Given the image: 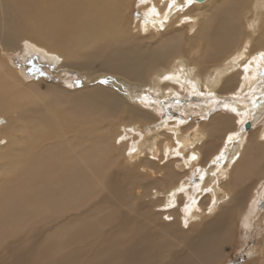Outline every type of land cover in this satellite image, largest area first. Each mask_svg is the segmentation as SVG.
<instances>
[{"label": "bare ground", "instance_id": "1", "mask_svg": "<svg viewBox=\"0 0 264 264\" xmlns=\"http://www.w3.org/2000/svg\"><path fill=\"white\" fill-rule=\"evenodd\" d=\"M149 1L135 21L134 0H0V115L8 116H0V264H218L241 231L262 229L264 129L243 133V144L221 145L237 130L231 115L213 111L207 121L176 127L182 157L161 163L176 142L159 131L166 119L153 114L156 105L145 107L139 97L175 100L185 90L224 97L242 82V93L262 89L264 80L242 81V64L232 61L264 51V0L197 1L172 11L163 28L166 0ZM153 4L159 17L149 12ZM185 16L192 22L183 25ZM36 48L60 67L97 62V76L109 82L39 92L4 57ZM173 73L178 83L162 80ZM261 95L246 99L251 126L263 114L262 103L252 108ZM211 105L205 98L187 111L209 113ZM238 110L245 111L241 103ZM130 128L149 136L130 147L117 143ZM221 146L227 155L212 165ZM131 147L137 152L130 156ZM193 147L201 159L185 167L183 154ZM193 165L199 176L207 173L204 180L180 182ZM214 182V192L197 191ZM181 185L183 193L169 195ZM213 195L218 203L209 214ZM255 246L244 264H264V231Z\"/></svg>", "mask_w": 264, "mask_h": 264}, {"label": "rangeland", "instance_id": "2", "mask_svg": "<svg viewBox=\"0 0 264 264\" xmlns=\"http://www.w3.org/2000/svg\"><path fill=\"white\" fill-rule=\"evenodd\" d=\"M137 3H138V0H134V3L132 5V13H130L132 20H135V21H138L140 19L138 16L142 17L144 10L149 5V3H148V5L146 4V5L137 6L138 5ZM184 24H187V23H184ZM17 53H19V54H17ZM4 57L11 65L14 66V68H16V70H18L19 75H21L19 77L22 79V81L24 83H26V84L30 83L32 88H34V86H35V89H37L39 92H42V93H46V92L52 91V90L59 91V88H62V87L69 89V90L76 91L77 89L79 90V88L81 89L85 86L92 87L96 84L101 85L102 82L103 83L105 82V84H106V82H109V81H105L106 80L105 77H103V80L101 81V78H99L97 76V74H99V73L95 72V70L97 71L99 69V65L97 62L94 63L92 66L84 67L83 70L82 69L78 70L76 68L74 69L73 67H67V66L60 67V66H58V63L60 62L58 60V58L55 61V59H52V56L46 55L40 49H37V48L35 50L33 49V51L31 53H28L26 51V49H25V51H23V50H21V51H18V50L8 51V52H6V56H4ZM24 79H25V81L26 80L27 81L25 82ZM177 85H180V84H177ZM261 91H262V89L257 88L256 91L253 93L252 88H251L247 93L244 92L243 94H247L246 99H249V97H252L254 95H259L261 93ZM203 92H205V91H203ZM231 92L232 91L226 92L227 94L225 93V96L227 95L226 98H228L229 101L231 100ZM205 93H207V91ZM147 94L150 97V99H153V101H155V105H156L157 109L155 108L156 113H153V114H156V116L159 118L160 121L165 120V119L168 121V123H166L165 126L162 127V129L160 128L159 131L165 132V135H167L168 137L172 136L171 139H172L173 143H175L176 139H177V132L175 131L176 130L175 128L177 126L175 125L174 120L169 119L170 117H173V116L174 117H183L184 119H186L188 121L193 120L194 123L200 121V123H201L202 121H207L209 119V115L211 113H213V111H209V113L208 112L205 113L206 111H204V110H201V111L195 110V109L191 110L190 108H189L190 110L187 111V105L192 106V107L194 105L199 106L206 98V96H199V95H195V97H194V95L189 90H185L181 93V95H179L180 100L178 98H175V100L161 99L158 95H156L157 97H153L154 93H151V92H150V94L146 92V95ZM216 96H217V98L222 97L219 95H216ZM130 97L132 98V100L135 98V96L132 93H130ZM260 97L257 96V98H256L257 106L260 103H262L264 105V100H261ZM246 99H241L239 101V104L241 103V105H243L244 110L247 106V100ZM163 101H165V102H163ZM263 105H262L263 114L260 117V119L257 120L256 123L254 124L257 127L254 128L251 125H250V128H248V129H246L244 127L245 128L244 133H245L246 137H248L249 135H252L253 132L260 131L261 129H264V106ZM160 107H162V108H160ZM211 107H212V105L209 107V109ZM182 108L184 110H181ZM215 111H219V112L221 111V112L226 113L222 108H217ZM161 113H164L165 115L162 116ZM227 114L231 115V117H229V118L232 121L231 124H232V126H234V129L239 131V125L235 124V121L237 119L239 120V119H241V118L243 119L245 117H235V114H232V113H227ZM201 115H206V119L200 120L198 117ZM0 116L8 118L7 114L0 115ZM12 117L14 118V115ZM193 117H196V118H193ZM166 120H165V122H167ZM248 120L251 121L250 119H248ZM170 127L172 128V130ZM165 128H167L171 132L167 131V129H165ZM142 135L143 134L141 133V131L137 129L133 132L123 131V134L120 137L126 136L128 140L126 139V140H124V142H128L129 143L128 147H130L134 141L135 142L141 141L142 139L144 140L145 137L149 136V135H147V136L143 135L144 136L143 137ZM118 140H120V138H118ZM225 141H226L225 138L222 139L221 145L222 144L226 145ZM224 147L225 146H223L222 149H224ZM119 167H121V166H119ZM196 168H197V166L195 167L193 165V167L189 170H182L181 173H179V175H181V174L183 175L180 182L187 180L192 185H195L199 182H202L203 180L200 179V176L198 175V170ZM246 181H248V180H246ZM185 199H187V196H185ZM260 201H264V197H261ZM257 208H258L257 211H259V212L264 211V207H261L259 204H258ZM262 229H260V230H259V228L253 229V232H251L249 234H245L241 231L240 235L238 236V239L235 241L234 244H225L224 248L220 250V256H219L220 262H218V264H244L250 258L255 257L257 255L254 252L257 250L255 244L258 241V237H259L260 233L264 231V220H263ZM250 253H252V254H250Z\"/></svg>", "mask_w": 264, "mask_h": 264}, {"label": "snow or ice", "instance_id": "3", "mask_svg": "<svg viewBox=\"0 0 264 264\" xmlns=\"http://www.w3.org/2000/svg\"><path fill=\"white\" fill-rule=\"evenodd\" d=\"M197 2V0H183L182 3H180L177 6V0H166L167 3V10L164 11L163 13V19L159 21V26L160 28L164 27L165 22H167L169 15L172 11H176V12H183L186 8H188L189 6L194 5ZM149 3V0H138V6L139 5H146ZM165 0H161V4H164ZM149 12L152 14L153 17H159L161 15V13L158 11L157 7L155 4H153L150 8H149ZM192 22V18L185 16L183 20H181V23H189ZM252 26L250 25V28ZM244 53H247V48L244 49ZM245 59L244 55H238L237 57H235L233 59V63L237 65V68H240L241 64H242V71L244 73L243 77L241 78L242 81H249V80H255L256 77H260L261 80H264V51H260L259 53H257L255 56H253L251 58V60H249L247 63H243ZM253 63H255L256 67L253 70L252 65ZM181 71H183V69H181ZM251 73V75H250ZM213 80H215V77L212 78ZM162 80L163 81H174V82H179V77L177 74L173 73V74H169V75H164L162 76ZM202 87H207L210 88L211 86L208 84V82H204L202 84ZM245 87V84L242 82L240 83L239 88H236L235 90H233L231 92V100L229 101L228 98L226 97H220L217 98L216 96V91L215 90H209L207 91V93L200 91V92H194V95H199V96H206L207 99L212 101V107L209 109V111H215L217 108H222L226 113H232L235 114V117H245L243 119H239L235 121V124L239 125V131H235V130H231L229 131V134L227 136V139L225 141V144H236V143H240L243 144L244 142L241 140V135L245 132V128L244 125L246 123H249V120L247 119V117L249 116V113L247 110H245L244 112H241L238 110V105H239V101L241 99H246L247 98V94H243L241 92V89H243ZM193 88H195V85H193ZM256 91L255 88H252V92L254 93ZM261 100H264V85H262V95L260 97ZM139 100L142 104L145 105V107H151L153 104H155V101L151 100L150 97L148 95H144V96H140ZM147 102V103H145ZM257 107V100L253 99L252 100V108L255 109ZM161 115H165L164 113H161ZM200 120H204L206 119V115H201L198 117ZM170 120H174L175 121V125L177 127L183 126V125H187L188 124V120L184 119L183 117H170ZM167 123V122H166ZM253 127H257L256 125H253ZM127 131L131 132L133 131V129H127ZM127 137L126 136H122L120 137V140L117 141V143H120L121 141L126 140ZM259 139L261 142H264V133H261V135L259 136ZM0 143H3V141H0ZM182 146L180 144V141L177 139L176 140V149L171 150V152L169 151H165L164 152V156H163V160L161 161V163H164L165 161H167L169 159L170 154H174L175 157H182V153L179 149H181ZM190 154L189 152H185L183 155L186 156V160L184 161V166H188L189 164H192V162H199L200 161V156H198L195 148H190ZM137 152V149L135 147H131L129 148V155H133L134 153ZM227 153L225 151V149H221L220 153L218 155H216L215 157H213V159L211 160V164L212 165H218L220 163H222L226 157ZM241 153L237 152L234 156L231 157L233 164H235L238 159L240 158ZM153 159H155V157H153ZM205 175H207V173H204L200 176L201 180H204ZM212 177H217L220 175L219 172H212L211 173ZM219 185L216 184L214 182L213 187H206L203 189H197V191H203V192H214L216 188H218ZM185 191L183 185H181L178 188H175V190L171 193H169L170 196H175L176 193H183ZM220 196L223 197L224 200H228L230 198L229 194L227 192H220L219 193ZM218 200L217 197L215 195H213L212 197V201L209 204V206L207 207V212L209 214H211L214 209L215 206L217 205ZM257 203L261 206L264 207V201H257ZM167 219V217H166ZM185 227L188 226V220H185Z\"/></svg>", "mask_w": 264, "mask_h": 264}, {"label": "water", "instance_id": "4", "mask_svg": "<svg viewBox=\"0 0 264 264\" xmlns=\"http://www.w3.org/2000/svg\"><path fill=\"white\" fill-rule=\"evenodd\" d=\"M197 1H198V2H201V1H203V0H197ZM244 127L248 129V128L250 127V124H249V123H246V124L244 125Z\"/></svg>", "mask_w": 264, "mask_h": 264}]
</instances>
